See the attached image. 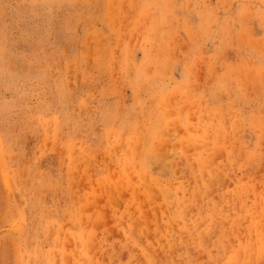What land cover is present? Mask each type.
<instances>
[{
  "label": "rangeland",
  "instance_id": "374dc122",
  "mask_svg": "<svg viewBox=\"0 0 264 264\" xmlns=\"http://www.w3.org/2000/svg\"><path fill=\"white\" fill-rule=\"evenodd\" d=\"M0 264H264V0H0Z\"/></svg>",
  "mask_w": 264,
  "mask_h": 264
}]
</instances>
